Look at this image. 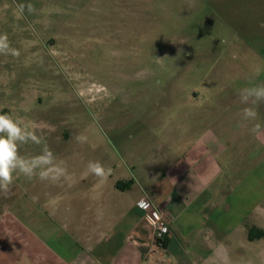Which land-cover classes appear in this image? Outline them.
Instances as JSON below:
<instances>
[{
	"label": "rangeland",
	"instance_id": "1",
	"mask_svg": "<svg viewBox=\"0 0 264 264\" xmlns=\"http://www.w3.org/2000/svg\"><path fill=\"white\" fill-rule=\"evenodd\" d=\"M21 4L34 11L19 15ZM0 34L19 52L0 54V113L34 127L43 141L22 145L20 154L39 155L46 145L67 168L58 182L25 177L22 200L30 207L33 194L41 197L36 227L60 241L76 236L73 229L115 224L141 186H114L162 171L167 132L217 131L232 113L235 128L241 109L252 106L242 105L239 91L264 83V0H0ZM255 107L257 120L242 122L250 162L222 186L220 246L206 264H264V161L254 165L264 147L252 132L255 123L264 126V102ZM81 133L86 143L77 141ZM90 160L111 171L105 191H90L88 200L80 197L84 184L70 190L64 183ZM184 247L190 260L193 250Z\"/></svg>",
	"mask_w": 264,
	"mask_h": 264
},
{
	"label": "crops",
	"instance_id": "2",
	"mask_svg": "<svg viewBox=\"0 0 264 264\" xmlns=\"http://www.w3.org/2000/svg\"><path fill=\"white\" fill-rule=\"evenodd\" d=\"M233 116L232 113L217 131L195 135L167 132L169 140L180 139L168 140L167 143L173 145L162 148V171L155 173L150 169L142 172L138 181L131 178L129 187H123L120 181L114 186L127 190L135 185L141 186L128 209L114 219L115 224L98 227L92 232L73 229L76 236L66 235L62 241L56 234L44 237L43 229L36 227L43 221L40 207L45 203H40L41 197L35 193L29 199L33 205L26 206L22 201L26 195L25 177L17 176L9 192L0 191V264H13L12 261L14 264H206L220 246L217 209L223 205L219 201H224L220 195L224 190L222 186L241 176L250 162L248 123L244 126L241 121L242 124L235 128L230 127ZM187 137L194 138L187 141ZM253 137L264 147L263 134H253ZM179 142L190 144L182 146ZM263 161L264 158L254 161V165L259 168ZM90 175L86 169L78 178H69L64 184L70 190L79 183L84 184L86 188L81 187L80 197L89 200L90 191H105L108 177L86 183ZM242 177L249 178V175ZM141 198L153 205L168 226L163 247L153 241L151 228L136 206ZM106 216L103 214L102 218ZM223 217L227 218L226 213ZM237 217L241 218V215ZM235 227L244 230L241 222H236ZM183 246L193 250L190 260ZM202 249L207 254L204 259L195 251Z\"/></svg>",
	"mask_w": 264,
	"mask_h": 264
},
{
	"label": "clouds",
	"instance_id": "3",
	"mask_svg": "<svg viewBox=\"0 0 264 264\" xmlns=\"http://www.w3.org/2000/svg\"><path fill=\"white\" fill-rule=\"evenodd\" d=\"M27 7L31 13L34 8L31 4L18 5L19 15H23ZM0 54L19 56L18 50L11 47L7 34H0ZM259 70L257 71V75ZM240 102L252 105L242 109L241 116L244 122L256 121L258 112L256 105L264 102V83H250L239 91ZM254 134L264 132V126L255 123L252 128ZM80 143L87 142V136L81 133L76 137ZM29 142L41 144L42 138L36 135L34 127L24 124L19 118H13L7 113H0V191L7 193L11 190L15 179L23 175L28 180L33 178L41 182H58L68 176L67 168L57 163L53 152L45 145L41 154L26 157L20 154V147ZM111 169L106 168L100 161L90 160L87 165V173L100 179H104ZM221 264H230L227 258L222 259Z\"/></svg>",
	"mask_w": 264,
	"mask_h": 264
},
{
	"label": "built area",
	"instance_id": "4",
	"mask_svg": "<svg viewBox=\"0 0 264 264\" xmlns=\"http://www.w3.org/2000/svg\"><path fill=\"white\" fill-rule=\"evenodd\" d=\"M136 206L143 212L144 217L151 228L153 241L156 243L163 242L168 234V226L161 214L145 198L139 199L136 202Z\"/></svg>",
	"mask_w": 264,
	"mask_h": 264
},
{
	"label": "trees",
	"instance_id": "5",
	"mask_svg": "<svg viewBox=\"0 0 264 264\" xmlns=\"http://www.w3.org/2000/svg\"><path fill=\"white\" fill-rule=\"evenodd\" d=\"M117 187H119V186L117 185ZM157 245H158L159 247H163V246H164V241H163V242H158Z\"/></svg>",
	"mask_w": 264,
	"mask_h": 264
}]
</instances>
